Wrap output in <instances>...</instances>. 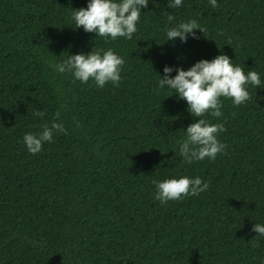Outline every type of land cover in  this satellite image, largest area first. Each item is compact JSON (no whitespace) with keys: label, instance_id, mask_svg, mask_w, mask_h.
Returning <instances> with one entry per match:
<instances>
[{"label":"trees","instance_id":"1","mask_svg":"<svg viewBox=\"0 0 264 264\" xmlns=\"http://www.w3.org/2000/svg\"><path fill=\"white\" fill-rule=\"evenodd\" d=\"M88 2L0 0V264H264L252 231L264 225V0H149L132 39L107 42L75 29L72 11ZM191 20L204 34L168 41L167 29ZM109 48L125 60L119 87L54 70ZM221 54L261 85L248 86L245 105L221 98L223 115L203 117L224 124L225 154L185 164L180 142L199 118L159 79L165 66L187 71ZM57 111L66 133L30 154L23 137ZM184 176L208 190L155 200L153 180Z\"/></svg>","mask_w":264,"mask_h":264},{"label":"clouds","instance_id":"2","mask_svg":"<svg viewBox=\"0 0 264 264\" xmlns=\"http://www.w3.org/2000/svg\"><path fill=\"white\" fill-rule=\"evenodd\" d=\"M209 2L213 8L219 7L217 0ZM148 4L149 0H89L86 8L73 9L72 19L75 29L83 28L86 33H94L97 37L104 38L106 42L109 38L113 41L117 38L131 40L139 30L137 24L140 22L141 9L147 8ZM179 6H182V0H169L168 8ZM165 15L170 23L175 19L167 12ZM196 30L203 34L206 31L195 20L180 23L167 29V39L174 41L179 38L182 43H186L189 35L197 39ZM124 65V58L109 48L102 54L101 51H92L89 54L69 56L67 60L53 67L61 74H71L74 81L87 84L92 80L97 87L103 88L109 83L119 87ZM173 71L176 72L175 77L171 76ZM163 72V77L159 76V87L175 90L178 98L188 104L187 110L191 116L199 118L187 127L186 138L180 142L183 163L192 164L206 158L215 161L218 155L225 154L227 145L221 143L218 136L225 132L226 128L222 123L212 124L203 117L210 115L219 119L223 115L221 98L231 99L236 107L245 105L251 99L248 86L259 88L260 75L256 71H248L245 74L242 67L235 66L224 54L211 61L201 60L187 71L165 66ZM34 115L43 118L45 112L36 110ZM59 118L60 112L57 111L50 127L45 124L39 134H25L23 142L30 154L36 155L42 151L46 142H54V133H66L63 124L56 122ZM152 183L156 187L154 198L161 205L197 196L209 188V184L199 177L184 176L163 182L153 180ZM252 231L257 233L256 237H264V225L255 223Z\"/></svg>","mask_w":264,"mask_h":264}]
</instances>
